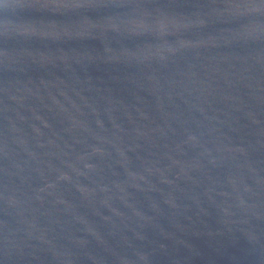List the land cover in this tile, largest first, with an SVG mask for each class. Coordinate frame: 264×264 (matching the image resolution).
<instances>
[{
    "label": "clouds",
    "instance_id": "obj_1",
    "mask_svg": "<svg viewBox=\"0 0 264 264\" xmlns=\"http://www.w3.org/2000/svg\"><path fill=\"white\" fill-rule=\"evenodd\" d=\"M40 2L45 7L50 5L56 7H79L82 0H0V7L24 9ZM233 7L242 15H264V0H244L242 5L237 4L233 5ZM257 30L264 31V27H259ZM30 31L29 26L15 24L10 20H0V32L3 34L12 32L27 34Z\"/></svg>",
    "mask_w": 264,
    "mask_h": 264
}]
</instances>
